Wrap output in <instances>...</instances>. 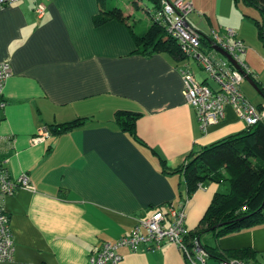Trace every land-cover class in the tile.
Returning a JSON list of instances; mask_svg holds the SVG:
<instances>
[{
	"label": "crops",
	"instance_id": "0c3cea01",
	"mask_svg": "<svg viewBox=\"0 0 264 264\" xmlns=\"http://www.w3.org/2000/svg\"><path fill=\"white\" fill-rule=\"evenodd\" d=\"M43 3L41 16L33 0L0 9V63L11 67L3 88L6 104L0 108V139L11 142L1 145L0 162L12 178L26 174L33 188H19L2 199L15 248L13 257L0 264H85L104 241L129 235L138 220L164 203H184L185 224L195 229L223 184L205 182L186 199L183 176L163 172L158 155L177 167L193 150L244 130L245 123L228 106L219 123L200 129L182 93L179 68L187 58L136 53L129 6L119 8L124 22L114 18L96 25L100 0ZM218 12L211 11L215 21L208 28L188 24L206 43L211 29H234L246 46L240 58L252 73L237 14ZM148 25L149 19L132 29L141 33ZM187 61L199 82L216 86L194 60ZM118 109L140 114L136 132L143 144L114 122ZM76 118L86 119L70 130L53 131ZM42 129L50 135L32 143ZM206 244H217L222 252L252 248L257 263L264 264V223ZM144 246L136 251L120 247V264H188L170 242L148 251Z\"/></svg>",
	"mask_w": 264,
	"mask_h": 264
},
{
	"label": "built area",
	"instance_id": "2783aa9c",
	"mask_svg": "<svg viewBox=\"0 0 264 264\" xmlns=\"http://www.w3.org/2000/svg\"><path fill=\"white\" fill-rule=\"evenodd\" d=\"M19 0H0V9ZM34 10L41 16L44 11L43 0H33ZM194 10L192 2L188 0H161L158 15L162 17L168 32L177 41L186 60L179 68L183 80L182 93L187 104L194 108L200 129L206 131L210 125L219 123L224 117L226 107L234 108L238 117L246 126L253 125L264 118V107L253 104L241 89L242 80L248 76L249 70L240 58L246 51L244 42L236 36L234 29L224 27L220 32L211 29L209 43L206 46L201 41L204 36L196 32L187 21V15ZM218 47L228 54L235 62L217 52ZM188 59H192L214 81L216 86L199 82L193 73ZM11 75L8 62L0 63V108L6 101L3 97V88ZM48 129H42L32 138V143H39L48 137ZM10 139H0V148L10 145ZM19 188L32 190L28 176L10 177L2 162H0V261L10 260L14 252V240L10 226V219L2 206V199L12 195ZM184 203L169 204L165 211L156 210L146 218L140 219L131 229L129 235L123 236L114 242L105 241L96 252L88 255L85 264H120L122 255L118 249L128 247L136 251L141 244L145 249H158L163 242H170L181 250L188 264H259L236 259H225L214 263L208 262V253L196 238L186 242L188 228L185 224ZM190 243L191 245H188Z\"/></svg>",
	"mask_w": 264,
	"mask_h": 264
},
{
	"label": "trees",
	"instance_id": "16d2710c",
	"mask_svg": "<svg viewBox=\"0 0 264 264\" xmlns=\"http://www.w3.org/2000/svg\"><path fill=\"white\" fill-rule=\"evenodd\" d=\"M149 1L151 5L146 9L150 13V18L146 29L136 33L132 29L135 24L130 22L129 25L136 45L134 51L143 56L168 52L174 57L184 58L177 41L168 32L162 17L158 15L161 0ZM233 1L235 4L241 2L245 7L252 9L253 13H243V17L254 20L258 35L264 40V0ZM106 3L107 0H100V11L93 18L96 25L114 18L122 22L126 20L119 8H106ZM261 18L262 22L259 20ZM201 41L204 42V38ZM248 76L259 89L262 101L257 106L262 108L264 82L257 80L250 72ZM139 116L138 112L118 109L114 112L113 119L123 132L143 144L136 132V121ZM85 119L76 118L67 123L57 124L53 131L70 130L83 124ZM152 152L157 154L154 150ZM158 158L163 172L180 173L183 176L186 199L205 182H214L218 185L228 183L227 191L218 190L213 194L195 229L188 230L186 242L196 238L208 253V257L216 261L236 259L257 263L256 251L252 248H234L222 252L219 251V245L202 244L200 238L203 234L210 233L215 240H218L225 235L264 223V118L246 126L240 132L193 150L177 167L170 168L159 155ZM169 204L174 205L164 203L156 210L165 211V207Z\"/></svg>",
	"mask_w": 264,
	"mask_h": 264
},
{
	"label": "rangeland",
	"instance_id": "374dc122",
	"mask_svg": "<svg viewBox=\"0 0 264 264\" xmlns=\"http://www.w3.org/2000/svg\"><path fill=\"white\" fill-rule=\"evenodd\" d=\"M173 1V0H169ZM192 2L194 6V11L187 15V20L193 26L197 28H205L214 22V18L211 11L218 10L221 15H228L230 10H233L238 18L239 22L242 23V31L246 35V45H247V64L251 68V72L257 76V78L264 82V40H262L258 35V29L253 19H248L243 17V13H253L252 9L245 7L241 2L237 4L233 0H188ZM109 7L126 8L130 7L134 11V16L130 18V22L138 25L146 23V20L150 18V13L147 11L146 7L150 6L149 0H107ZM140 18V21L134 22V19ZM146 19V20H145ZM262 22V18L259 19ZM141 22V23H140ZM214 24V23H213ZM197 77H201V72H197ZM242 91L245 93L246 97L255 105L262 100L259 93L255 88L249 83L248 80H244L241 85ZM224 191L228 190V183H223ZM213 242L212 235L203 234L201 236V241L206 244L208 241Z\"/></svg>",
	"mask_w": 264,
	"mask_h": 264
},
{
	"label": "water",
	"instance_id": "95a60500",
	"mask_svg": "<svg viewBox=\"0 0 264 264\" xmlns=\"http://www.w3.org/2000/svg\"><path fill=\"white\" fill-rule=\"evenodd\" d=\"M215 49H217L218 51H220L222 54H224L234 65H236L235 64V62L232 60V58L230 57V56H228L227 54H225L221 49H219L218 47H215ZM248 81H249V83L255 88V90L259 93V89H258V87L256 86V84L254 83V81L249 77V76H246L245 77Z\"/></svg>",
	"mask_w": 264,
	"mask_h": 264
}]
</instances>
